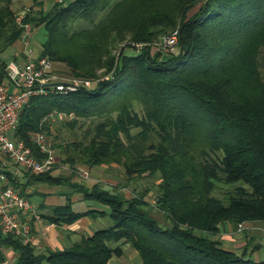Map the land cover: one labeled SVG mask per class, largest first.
<instances>
[{
    "label": "trees",
    "instance_id": "16d2710c",
    "mask_svg": "<svg viewBox=\"0 0 264 264\" xmlns=\"http://www.w3.org/2000/svg\"><path fill=\"white\" fill-rule=\"evenodd\" d=\"M33 2L37 11L26 21L46 30L37 55L65 65L69 77L99 83L33 99L16 138L38 154L32 139L50 134L45 118L74 114L58 128L76 137L59 144L58 164L118 165L127 179L157 177L159 184L152 206L148 190L127 198L112 185L90 186L56 170L27 173L22 185L7 172L28 199L27 186L36 183L68 186L90 203L78 212L69 198L43 215L49 223L109 217L113 225L47 253L0 229V246L18 253L17 264H110L128 245L143 264H264L219 238L226 224L264 223V0H72L49 10ZM17 14L14 0H0V85L11 62L2 55L23 35ZM176 31L178 54L154 52Z\"/></svg>",
    "mask_w": 264,
    "mask_h": 264
},
{
    "label": "built area",
    "instance_id": "2783aa9c",
    "mask_svg": "<svg viewBox=\"0 0 264 264\" xmlns=\"http://www.w3.org/2000/svg\"><path fill=\"white\" fill-rule=\"evenodd\" d=\"M51 1L66 4V0ZM30 11L29 7L16 17L17 26L23 32L26 58L14 59L8 64L7 80L0 85V229L4 235H15L24 242L31 238L33 217L40 219L41 215L30 199L10 185L7 172L12 171L15 176L23 171L36 176L47 174L57 167L58 156L45 132L33 135L32 142L38 146V154L24 141L16 138L21 115L37 97L69 95L81 89L93 90L99 83V80L58 75L51 60L35 55L32 45L34 27L26 21ZM178 35L176 31L166 38L159 50L168 52L175 48ZM74 117V114L56 112L46 117L45 121L52 124L57 120L65 121ZM66 169L71 170L69 167ZM72 172L82 180H90V171L83 167L74 168ZM0 264L7 263L0 257Z\"/></svg>",
    "mask_w": 264,
    "mask_h": 264
},
{
    "label": "crops",
    "instance_id": "0c3cea01",
    "mask_svg": "<svg viewBox=\"0 0 264 264\" xmlns=\"http://www.w3.org/2000/svg\"><path fill=\"white\" fill-rule=\"evenodd\" d=\"M22 1L27 4H32L33 2V0H15L17 4H20ZM38 30L39 29H36V32L34 31L35 34L33 33L34 39L38 37L40 31ZM45 41H43V43ZM12 49L14 50V54L11 61L18 58H26V45L22 39L17 41ZM24 172L25 171H23L19 176H15L13 174L21 180L22 185H25L28 181L25 178ZM11 173L13 172L11 171ZM59 174L61 173H55V175ZM93 175H95V172ZM104 179L105 178H103V180ZM103 180H97V177H94V179L86 181L85 183L91 186L96 182L104 183L105 181ZM26 194L31 195L30 200L35 204L41 215L40 219L33 217L31 221V238L27 243H31L35 246L37 251L40 253L62 251L70 248L74 244L82 241L83 238L92 236L99 230V228L94 225V221L96 220L94 217H84L72 224H51L43 217V215L49 216L51 211L57 207L66 206L69 198L74 205V209L78 212H83L91 208L90 206L85 205L82 207L85 202L83 201V196L80 193L68 191L65 187H51L45 184L34 183L27 186ZM241 227L242 231L238 232ZM220 236H222L220 239L226 249L238 252L239 254L245 253L250 257L253 256L252 258L256 262L264 261V223L246 222L238 228H235L232 224H226L222 227ZM0 251L3 253L2 260H4L7 264H17L18 253L16 251L2 247ZM110 264L143 263L142 260L140 261L139 259L138 252L128 245L124 248V254L121 257H114Z\"/></svg>",
    "mask_w": 264,
    "mask_h": 264
},
{
    "label": "rangeland",
    "instance_id": "374dc122",
    "mask_svg": "<svg viewBox=\"0 0 264 264\" xmlns=\"http://www.w3.org/2000/svg\"><path fill=\"white\" fill-rule=\"evenodd\" d=\"M67 2L68 1H72V0H66ZM44 2V6L46 7V10H49L51 9V7L53 5H55V3H53L51 0H43ZM31 8V13H34V11H37L36 8H34V2H32V4H27L26 2H20V4H17L14 0V9L16 12H18V14L22 13L25 9L27 8ZM37 13V12H36ZM38 29V28H37ZM36 30V29H35ZM34 30V31H35ZM40 30V31H39ZM39 34H38V37L36 39H34V34H33V38H32V45H33V48L35 50V55H37L39 52L41 53V46L43 43V41L46 40V34H45V28L41 29L39 28ZM36 32V31H35ZM37 41V43H36ZM165 40L161 41L162 43H157L155 45H153V49H154V52L157 51V49H160V46L163 45V42ZM178 46V44H177ZM175 46V48L169 50L168 52H165L163 51L162 53V57H164L165 59L166 58H169L171 57L173 54H178L179 53V50H178V47ZM140 49V46L138 47ZM161 51V50H160ZM14 50L13 49H9L7 50L3 55H2V58L4 59V61L6 62H9L11 61V59L13 58V53ZM54 69L57 71L56 73L58 75H61V76H64V77H67L66 74H64L63 72H66L67 71V67L65 65H61V64H54ZM63 71V72H62ZM61 72V73H60ZM104 72V71H103ZM93 119L89 120V121H81V123L79 124V126H81L82 124H86L85 126V129L80 131L79 128H77V133L81 134L82 135V132L88 130V128H90V126L92 124H90V122L92 121ZM89 122V123H88ZM61 123L62 121H55L53 122L51 125V130H50V134H47V137L49 139V142L53 145V147L56 149V152H57V160L58 158H60L58 152V146L59 144H62L63 142H69L73 139H75L76 137L74 136V134L68 130V129H64L62 128V134L60 135L59 132H58V128L61 126ZM58 150V151H57ZM71 168V170H67L66 168ZM78 167H83V169H86V170H89L90 171V180L91 179H94V177H97V180H103V178H105L103 181H105L104 183L106 185H112L113 188L116 190V192H119V193H122L124 196H126L127 198H132L134 196V194L136 195L135 193V189L137 192H145V191H149L147 193V196H146V200L151 203V205H155L156 204V201H155V194L157 193L158 191V184H159V181L157 179V177H152V178H140V179H136V180H131V179H127L126 175L124 174V171L122 170L121 167H119L118 165H114L113 167H110L108 165H104L99 168H95L94 169H88L87 167L85 166H71V165H68V164H57V167L55 168V170L59 173H61L62 175H65V176H72L76 173H73L72 172V169H76ZM54 170V171H55ZM95 172V175H93ZM24 174L26 175L27 173L24 172ZM74 177H76L74 175ZM76 180H79L80 182L82 183H85L86 181H90V180H87V179H80L78 177H76ZM109 183V184H108ZM65 188L68 190V191H71V189L68 187V186H65ZM225 193L226 191L222 190V191H219V195L220 197H224L225 196ZM90 206V203H85L82 205L83 206ZM81 209V207H80ZM153 215L155 218H157L160 223L165 226V227H170V223L169 221H167V219L165 218L163 212L155 209V211H153ZM94 225L97 226L99 229H104V228H109L113 225V222L112 220L109 218V217H102V218H97L95 221H94ZM242 231V227L241 229L238 231V232H241ZM222 236H220L219 238H221ZM252 249V248H250ZM253 257V256H251ZM140 261H141V258L139 257Z\"/></svg>",
    "mask_w": 264,
    "mask_h": 264
}]
</instances>
